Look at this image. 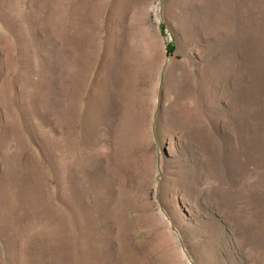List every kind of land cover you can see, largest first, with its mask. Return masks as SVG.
<instances>
[{
    "label": "rangeland",
    "instance_id": "1",
    "mask_svg": "<svg viewBox=\"0 0 264 264\" xmlns=\"http://www.w3.org/2000/svg\"><path fill=\"white\" fill-rule=\"evenodd\" d=\"M0 264H264V0H0Z\"/></svg>",
    "mask_w": 264,
    "mask_h": 264
}]
</instances>
